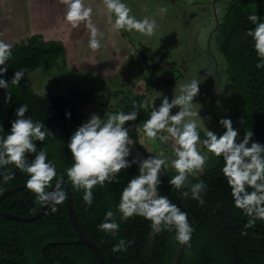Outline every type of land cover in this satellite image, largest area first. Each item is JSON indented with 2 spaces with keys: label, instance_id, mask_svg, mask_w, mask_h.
<instances>
[{
  "label": "trees",
  "instance_id": "16d2710c",
  "mask_svg": "<svg viewBox=\"0 0 264 264\" xmlns=\"http://www.w3.org/2000/svg\"><path fill=\"white\" fill-rule=\"evenodd\" d=\"M254 28L247 17L238 14L233 17L232 10H229L218 29L217 42L226 76L223 109L227 118L232 120L233 128L239 129L241 140L246 132H253L249 146L251 142L264 145V68L256 67L260 58L252 37L247 35L248 30ZM11 45L12 56L6 62L8 70L0 78L10 82L19 70H24V77L19 85H10L12 95L7 103V90L0 88V136L10 134L11 124L17 118L16 110L26 104L28 112L25 117L44 123V130L49 133L43 142L35 141L37 151L46 149L48 161L56 167L57 178L62 176L69 184L78 225L85 236L100 247L106 264H173L182 246L175 239V229L155 232L151 222L144 217L133 216L124 220L118 211L124 187L139 174L138 163L121 170L112 182L96 185L92 190L91 206L83 200L84 190L76 189L68 179L66 169L74 160L67 145L74 131L89 119L85 111L94 100V93L69 88L66 94L57 91L40 94L30 86L31 73L38 70L49 73L64 63V47L57 42H46L39 35ZM108 115L110 113L102 112V120L106 121ZM224 131L226 129L217 136ZM137 139L136 134L134 141ZM205 139L206 136L200 133L202 148L208 151L203 144ZM30 156L34 159L35 154ZM208 157L204 172L188 177L191 184L203 181L207 186L202 194L203 205L192 199L190 193L187 198L182 196L188 187L178 190L170 185V179L177 174L175 169L163 171L160 175L159 194L167 196L187 213L188 222L194 229L179 264H264V220H256L255 226L245 228L249 217L235 207L231 188L222 172L223 158L211 152ZM127 159L135 158L130 154ZM6 170L14 174L7 183L3 180ZM28 179V174L15 165L0 168V192L20 187ZM55 182L57 179H53L51 185ZM62 189L65 192L63 186ZM35 201V194L27 188L3 199L0 211L32 218L42 208ZM53 207L57 210L53 211ZM108 211L115 213L119 224L115 234L98 228ZM244 232L246 235L242 234ZM77 239L68 218L66 199L58 205L50 204L41 218L30 223L0 217V264H96L91 250ZM121 239L134 243L127 247V251L113 252V246Z\"/></svg>",
  "mask_w": 264,
  "mask_h": 264
},
{
  "label": "clouds",
  "instance_id": "9594fccd",
  "mask_svg": "<svg viewBox=\"0 0 264 264\" xmlns=\"http://www.w3.org/2000/svg\"><path fill=\"white\" fill-rule=\"evenodd\" d=\"M59 2L66 7L64 18L67 23L73 29L82 23L85 24L90 33L89 47L94 51L99 50L104 34L92 22L93 8L85 0ZM102 3L110 14L113 29L135 30L148 36L155 33L156 20L148 17L137 19L131 14V8L122 0H102ZM159 11L165 13L167 9L160 8ZM112 16L115 17L114 21ZM248 19L255 25L254 29L248 30L247 35L252 37L255 51L260 58L256 67L264 68V22H261L257 13L250 14ZM12 47L11 44L0 40V66H3L0 67V77L7 73L6 62L12 56ZM23 77L24 70H19L14 73L10 82L0 78V88L7 90L6 103L11 100L10 85H19ZM199 84L192 80L182 85L179 96L174 97L171 102L164 96L158 108L153 103L150 117L143 124V132L150 140L159 139L164 143H173L176 158L171 161V166L177 174L169 183L178 190L188 187L189 190L182 192V196L187 198L190 193L192 199L203 205L205 201L202 194L206 192L207 186L203 181L194 184L188 181L190 175L203 171L208 159L198 149L200 133L194 119L200 117L199 111L193 110V100L199 94ZM177 106L179 111L172 115L171 110ZM142 107L147 108L148 102L144 101ZM26 112L28 106L23 104L16 110L17 118L11 124L10 134L0 136V168L6 169L8 165H15L17 169L27 173L29 179L26 181V187L35 194L36 203L61 204L66 199L62 189L63 177L57 178L56 167L48 161L46 149L37 151L35 144V141L43 142L49 133L44 130V123L25 117ZM138 113L133 107L128 113L108 115L106 122L93 113L87 122L74 131L67 145L74 160L73 165L66 169L67 177L76 189L84 190L83 200L91 206L94 199L92 190L96 185L103 186L106 181L112 182L121 170L138 163L139 174L128 182L121 194L118 211L122 214V219L142 216L151 222L155 232L175 229V239L180 244L187 245L194 231L188 222L187 213L158 192L161 170H165L166 165V159L161 158L163 153L160 156H149L140 162L127 159L135 141L130 138L129 128L125 127V124L135 121ZM66 115L70 116V113ZM219 124L226 131L218 137L206 128L203 144L216 157L223 158L222 172L231 188L235 207L249 217L245 228L253 227L256 220H264V145L251 142L249 146L252 131L246 132L243 139L239 140V129L233 128V122L229 118L221 119ZM28 154H35L31 162ZM13 178L11 171L6 170L3 173L5 183ZM53 179H57L55 189L47 191L46 189L52 187ZM249 188L252 191H249ZM56 210L53 207V211ZM98 228L115 234L119 230L115 213L108 211L104 222L98 225ZM242 234L246 235V232ZM132 243L134 242L121 239L113 246L112 251H127V247Z\"/></svg>",
  "mask_w": 264,
  "mask_h": 264
},
{
  "label": "rangeland",
  "instance_id": "374dc122",
  "mask_svg": "<svg viewBox=\"0 0 264 264\" xmlns=\"http://www.w3.org/2000/svg\"><path fill=\"white\" fill-rule=\"evenodd\" d=\"M122 2L131 8V14L137 19L144 17L155 19L157 23L155 33L148 36L135 30H116L126 45H129L128 54L119 52V44L116 42L112 45H115V48L110 49L102 44L99 50L89 51L87 57L92 59V63L84 60L78 65L82 67L81 69L77 70L76 67L77 69L73 70L64 58V63H60L59 67L49 73L40 70L31 73L30 86L40 94L48 91L66 94L69 88L93 92L94 100L85 111L88 118L93 113L100 117L102 112L128 113L135 107L139 111L137 119L125 124V127L129 128L130 138L134 140L135 135L138 136L137 142L131 148V155L140 162L149 156H160L163 153L161 158L166 159L164 167L168 171L174 169L171 161L176 158L173 143L171 141L164 143L159 139L150 140L143 132V124L150 117L153 103L158 108L164 96L171 102L174 97L181 94L182 85L196 80L200 84L199 94L193 100V110L199 111L201 117L194 118L199 133L205 135L209 129L218 135L225 130L219 121L227 118L223 109L226 76L222 57L217 53L219 51L217 40L214 44L212 42V45L220 65V77L207 59V43L215 23L213 0H122ZM224 5L225 0H221L219 8L223 9ZM160 8L167 11L161 13ZM114 19L112 16V21ZM144 101L148 102L147 108L142 107ZM178 111L177 106L171 110V114L174 115ZM198 149L202 155L208 157L210 152L203 150L201 141ZM208 159L203 171L193 176L204 172L208 166ZM165 170L162 168L161 172Z\"/></svg>",
  "mask_w": 264,
  "mask_h": 264
},
{
  "label": "crops",
  "instance_id": "0c3cea01",
  "mask_svg": "<svg viewBox=\"0 0 264 264\" xmlns=\"http://www.w3.org/2000/svg\"><path fill=\"white\" fill-rule=\"evenodd\" d=\"M85 2L93 8V24L104 34L101 43L110 49L115 48L112 45L116 42L119 44L118 51L128 54L129 45L113 29L102 0ZM65 11V5L59 0H0V40L17 44L26 37L39 35L46 42L60 43L64 47V58L70 68L79 70L82 68L78 66L81 62L86 60L89 63L92 60L87 57L92 51L88 45L90 33L83 23L73 29L64 18ZM124 58L125 56L122 60Z\"/></svg>",
  "mask_w": 264,
  "mask_h": 264
},
{
  "label": "water",
  "instance_id": "95a60500",
  "mask_svg": "<svg viewBox=\"0 0 264 264\" xmlns=\"http://www.w3.org/2000/svg\"><path fill=\"white\" fill-rule=\"evenodd\" d=\"M218 24L219 23L217 21V27H218ZM28 159L30 162L33 160V158L30 156V154H28ZM56 183L57 182L52 184V187L49 188L48 191H54ZM62 186L64 187L65 193H66V205H67L68 218H69V221H70L73 229L76 231V233L78 235L77 242L84 243L87 245V247L91 250V252L95 256L96 264H106L105 257L103 255L100 247L98 245H96L91 239L86 237L85 234L83 233V231L81 230L80 226L78 225L77 217L75 215V211L73 208L72 194H71V189H70L69 184L63 180ZM25 189H27L26 184H24L20 187H17V188L8 189V190H5L3 192H0V202L3 199H5L6 197H9V196H11L17 192H20L22 190H25ZM50 204L51 203H49L47 205H42L40 212L35 217H32V218H24V217H20V216H16V215H11V214L4 213L2 211H0V217L11 220V221H15L18 223H30V222H33V221L41 218L46 213V211L48 210V207L50 206ZM57 243L58 242H55V244H57ZM185 247H186V245H182L180 247V249L178 250V252L176 254L175 260L173 261V264H179L181 256L185 250Z\"/></svg>",
  "mask_w": 264,
  "mask_h": 264
},
{
  "label": "flooded vegetation",
  "instance_id": "af4514ba",
  "mask_svg": "<svg viewBox=\"0 0 264 264\" xmlns=\"http://www.w3.org/2000/svg\"><path fill=\"white\" fill-rule=\"evenodd\" d=\"M221 0H213L212 8H213V16L215 23L210 31V37L208 39L207 46V59L210 62L213 70H216L219 74V62L216 58V51L214 50V46L212 42L217 40L218 42V29L221 26V22L225 18V13L232 10V16H245L249 17L250 14H258L261 18V22H264V0H225V5L223 9L219 8ZM231 12V11H230ZM218 21V27H217ZM212 23V22H211ZM217 27V28H216ZM216 28V29H215ZM218 44V43H217ZM219 50V49H218ZM218 55L221 56L220 51H217ZM221 63V62H220ZM224 66V65H223ZM220 81L221 78H220ZM221 87V84H220Z\"/></svg>",
  "mask_w": 264,
  "mask_h": 264
}]
</instances>
